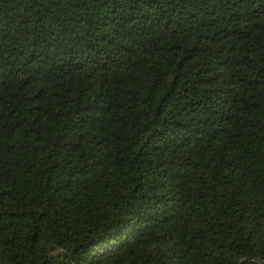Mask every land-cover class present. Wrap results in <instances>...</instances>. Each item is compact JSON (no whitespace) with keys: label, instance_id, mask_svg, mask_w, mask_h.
Listing matches in <instances>:
<instances>
[{"label":"trees","instance_id":"16d2710c","mask_svg":"<svg viewBox=\"0 0 264 264\" xmlns=\"http://www.w3.org/2000/svg\"><path fill=\"white\" fill-rule=\"evenodd\" d=\"M0 264H264V0H0Z\"/></svg>","mask_w":264,"mask_h":264},{"label":"water","instance_id":"95a60500","mask_svg":"<svg viewBox=\"0 0 264 264\" xmlns=\"http://www.w3.org/2000/svg\"><path fill=\"white\" fill-rule=\"evenodd\" d=\"M64 255V254H63ZM64 256H66V255H64Z\"/></svg>","mask_w":264,"mask_h":264}]
</instances>
